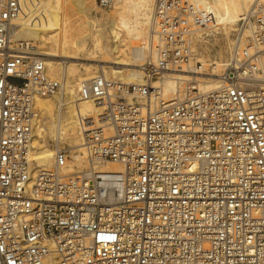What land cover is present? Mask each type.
<instances>
[{
  "label": "built area",
  "instance_id": "built-area-1",
  "mask_svg": "<svg viewBox=\"0 0 264 264\" xmlns=\"http://www.w3.org/2000/svg\"><path fill=\"white\" fill-rule=\"evenodd\" d=\"M25 6L0 0V264H264V1L239 16L222 72L208 74L220 83L167 100L153 79L192 59L214 15L156 0L144 81L97 74L78 87L105 104L109 129L84 132L88 166L69 174L64 146L47 168L30 158L36 97L61 83L9 37Z\"/></svg>",
  "mask_w": 264,
  "mask_h": 264
},
{
  "label": "bare ground",
  "instance_id": "bare-ground-1",
  "mask_svg": "<svg viewBox=\"0 0 264 264\" xmlns=\"http://www.w3.org/2000/svg\"><path fill=\"white\" fill-rule=\"evenodd\" d=\"M256 1L191 0L196 7L213 13L214 22L210 26H216L217 33L222 38H215L214 43L210 45L207 44V39L206 41L202 39L206 43L204 45L198 40L194 48L192 35V59L179 71L169 72L160 78L153 79V86L159 89L164 99H182L185 95L184 84L186 88L190 87V93H192L194 90L213 89L220 83L218 77L212 78L208 74L222 72L227 60L226 48L232 47L228 34L239 19V15L243 13H238L239 8L242 7L246 12ZM113 4L114 9L111 15L101 14V18H94L92 12L96 6V0H26V6L23 8L24 15L15 20L10 28V38L13 31L29 30L40 43L35 53L42 55L40 59L44 63L46 74L61 79L59 91L52 95L37 96L35 100L38 111L32 126L30 152L35 168H47L53 161L54 148L59 146L58 142L62 141L73 150V160L67 161L63 172L69 174L84 170L88 166L84 132L100 127L109 129L105 104L93 99L81 98L77 91L81 82L97 74H94L90 65L82 69L73 62L69 63L70 60L109 62L115 66L105 69V66L101 65L100 74L119 77L120 80L128 83L144 81L142 70L139 68L141 60L155 55L153 0H114ZM64 7L74 15L76 14L68 22L58 19L56 15ZM128 7L132 9L130 12L133 11L132 14L128 13L131 14L128 15L129 19L126 18L125 13L128 12ZM48 17L51 18L46 21ZM125 19L127 20L124 21ZM116 20L123 21L126 30L120 28ZM98 29L102 30L103 40L95 43L91 33ZM200 30L196 29L194 33L197 34ZM15 39L28 41L23 37ZM138 59L140 63H137ZM129 66L138 67V69ZM195 68L196 74L191 72ZM123 69L136 72L135 78L122 77ZM138 72H141L142 76H139ZM131 100L140 102L143 99L133 96ZM56 103L58 108H55ZM48 138L56 142L54 148L49 146ZM101 168L112 172H122V167L116 163H105Z\"/></svg>",
  "mask_w": 264,
  "mask_h": 264
},
{
  "label": "rangeland",
  "instance_id": "rangeland-1",
  "mask_svg": "<svg viewBox=\"0 0 264 264\" xmlns=\"http://www.w3.org/2000/svg\"><path fill=\"white\" fill-rule=\"evenodd\" d=\"M190 2H191V0H189ZM155 2H156V0H153V5H152V7L154 8V4H155ZM114 0H111V2L110 3H108L107 5H101L100 4V1L99 0H96V6H95V8H94V10H93V12H92V15L94 14V18H101L102 16H101V14H104V15H111L112 14V12H113V9H114ZM132 7V6H131ZM130 7H128V12L126 11L125 13H126V18H128L129 19V17H128V15L130 16L131 14H132V12H130L132 9H129ZM153 11V10H152ZM243 12V13H242ZM23 13H24V10H23ZM128 13H131V14H128ZM238 13L240 14V13H242V14H244L245 12H244V9L242 8V7H240L239 8V11H238ZM242 14H240V15H242ZM56 15L58 16V19L60 18V19H62L63 21H66V22H68V21H70L71 19H73V17H75L76 16V14L74 15L71 11H69L68 10V8H62V10H60V11H58V13H56ZM239 15V16H240ZM51 17H48L47 19H46V21H49V19H50ZM127 19H125L124 21H126ZM117 21V23L119 24V26H120V28H122L123 30H126V28H125V25H124V22L122 21V22H120L119 20H116ZM238 21V20H237ZM237 21L235 22V24H234V26H233V28L231 29V31H230V33L228 34V36L230 37V42H231V46H232V44H233V32H234V30H235V27H236V24H237ZM216 28V29H215ZM30 30H31V28H29ZM208 30V31H207ZM217 31H218V28L216 27V26H209V27H207V28H202L200 31H198L197 32V34H196V32L193 34V46H194V48L197 46V43L196 42H198V40H199V42H201V43H203V45L204 44H206L205 42H203V40L202 39H204L205 41H206V39H207V44H212V43H214V39L215 38H217V39H221L222 38V36H220V34L219 33H217ZM91 38H92V40L95 42V43H100L102 40H103V35H102V30L101 29H98V30H93L92 31V33H91ZM197 36H199V37H197ZM18 37H23V38H27V40L29 41V42H31L32 43V46H33V48H34V52H37L36 50H37V46L40 44L39 43V41L37 40V39H35L32 35H31V33H30V31L29 30H19V31H13V33H12V38H11V40L12 41H16V39L15 38H18ZM21 40H26V39H21ZM101 40V41H100ZM156 41H157V37H156V39H155V44H157L156 43ZM141 43V42H140ZM141 45V44H140ZM202 45V46H203ZM201 46V47H202ZM231 48L232 47H230V48H226V56H225V58H227L228 57V55H229V52H230V50H231ZM146 50V52H147V49H145ZM37 55H38V57H42V55H40V54H38V53H36ZM145 59H142L141 60V62L142 63H140V59H138L139 60V62H137V63H140L141 65L145 62V61H147L148 59H149V57H144ZM65 62L67 61V60H64ZM70 62H73V63H75L77 66H78V68H84V66H86V65H90L92 68H93V70H94V74H100L102 71H101V65H104L105 66V69H108V67L109 66H115L114 64H112V63H109V62H99V61H87V60H70L69 61V63ZM88 63V64H87ZM80 65V66H79ZM117 66V65H116ZM130 68H132V67H134V66H129ZM134 68H137L138 69V67H134ZM139 68H141V67H139ZM138 73H140V75L139 76H142V74H141V72H138ZM48 74V73H47ZM93 74V75H94ZM135 74H136V72H134V71H132V70H130V69H128V70H126V69H123V73H122V77H129V78H135ZM138 76V77H139ZM204 76H206V75H204ZM49 77L50 78H52V79H55V80H58V81H61V79L59 80V79H57V78H55L54 76H51V75H49ZM106 77H108V78H114V79H119V77H114V76H112V75H109V74H107V76ZM182 86V85H181ZM184 87H183V89H184V92H185V89H186V85L184 84L183 85ZM77 91H78V89H77ZM185 94V93H184ZM79 95V94H78ZM183 96H185V95H183ZM183 98V97H182ZM50 99L51 100H54L53 98H51L50 97ZM165 99H167V98H165ZM168 100V99H167ZM36 107H37V109H38V106L36 105ZM55 108H58V103H56L55 104ZM64 109V108H63ZM48 144H49V146L50 147H52V148H54V146H55V144H56V142L53 140V139H51V138H48ZM58 144L60 145V146H64V147H66L67 149H68V157H67V161H72L73 160V150L72 149H70L69 147V145H67V143H63L62 141H61V143L60 142H58ZM69 158V159H68ZM86 161H87V153H86ZM87 163V162H86ZM52 163H50V165H51ZM34 165V164H33ZM49 165V166H50ZM86 168H87V166H86Z\"/></svg>",
  "mask_w": 264,
  "mask_h": 264
}]
</instances>
